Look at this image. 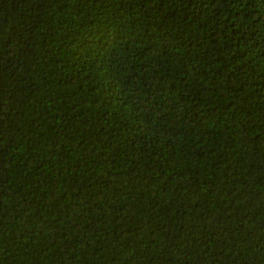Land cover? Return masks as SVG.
Masks as SVG:
<instances>
[{
	"label": "trees",
	"instance_id": "trees-1",
	"mask_svg": "<svg viewBox=\"0 0 264 264\" xmlns=\"http://www.w3.org/2000/svg\"><path fill=\"white\" fill-rule=\"evenodd\" d=\"M0 264H264V0H0Z\"/></svg>",
	"mask_w": 264,
	"mask_h": 264
}]
</instances>
